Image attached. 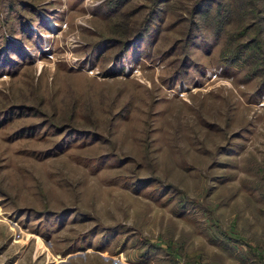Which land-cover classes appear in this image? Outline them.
I'll list each match as a JSON object with an SVG mask.
<instances>
[{
  "label": "rangeland",
  "instance_id": "374dc122",
  "mask_svg": "<svg viewBox=\"0 0 264 264\" xmlns=\"http://www.w3.org/2000/svg\"><path fill=\"white\" fill-rule=\"evenodd\" d=\"M240 1L216 31L233 0H0V264H264Z\"/></svg>",
  "mask_w": 264,
  "mask_h": 264
},
{
  "label": "trees",
  "instance_id": "16d2710c",
  "mask_svg": "<svg viewBox=\"0 0 264 264\" xmlns=\"http://www.w3.org/2000/svg\"><path fill=\"white\" fill-rule=\"evenodd\" d=\"M232 5L229 4L228 6L230 7V9L224 10L220 9V7H217V9L215 10V12L212 14V16H210V18L212 19V24L214 26V29L217 30H221L223 29L225 31V28L223 27L224 24L228 23V20L231 21L233 18H238L241 19L242 17H244V13L245 10L243 8V3L240 0H233ZM256 4L254 5V9L256 10ZM223 13V16L221 15V13ZM229 15V19H227L228 15ZM227 15V16H226ZM222 17V18H221ZM224 18V19H223ZM240 26V24H239ZM245 29V25L241 24V27L236 30L235 32H229V37L227 40L229 41H235L237 39V37H239V34ZM236 48H238V53H246L247 61L245 60V64L247 63L249 66H253L257 65V63L254 62V59L257 58V56L263 52L264 53V43L259 44L258 40H256L255 42L253 40H250L249 42L245 43V44H237L235 46ZM256 52V53H255ZM232 58H237V55L232 56ZM260 59V58H259ZM258 60V59H257ZM253 68V67H252Z\"/></svg>",
  "mask_w": 264,
  "mask_h": 264
}]
</instances>
